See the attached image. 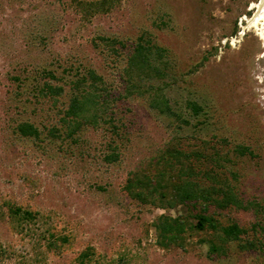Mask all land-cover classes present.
<instances>
[{"label":"rangeland","instance_id":"rangeland-1","mask_svg":"<svg viewBox=\"0 0 264 264\" xmlns=\"http://www.w3.org/2000/svg\"><path fill=\"white\" fill-rule=\"evenodd\" d=\"M77 1L98 0H0V264H264V249L234 243L210 259L199 237L182 247L156 234L160 215L191 216L203 205L165 210L124 190L129 173L149 164L180 126L170 127L147 96H127L121 77L137 38L150 34L166 50L172 104L190 99L203 107L195 119L187 112L183 145L210 140L217 160L235 145L249 147L244 156L229 152L225 165L244 201L264 205V41L243 20L259 0H116L88 20ZM102 38L122 42L121 55ZM88 69L107 85L119 135L105 121L65 134L60 116L73 81ZM42 70L55 72L53 83L64 88L56 104L33 89L49 77ZM22 121L40 127L39 140L18 134ZM110 141L118 152L112 162L104 160ZM206 168L217 172L209 160ZM218 218L245 226L263 219L255 206Z\"/></svg>","mask_w":264,"mask_h":264},{"label":"trees","instance_id":"trees-1","mask_svg":"<svg viewBox=\"0 0 264 264\" xmlns=\"http://www.w3.org/2000/svg\"><path fill=\"white\" fill-rule=\"evenodd\" d=\"M115 1H77V5L82 17L88 20L100 12L108 11ZM102 40L116 57L121 55L122 42L116 39ZM165 53V48L155 43L150 34L145 33L137 38L133 50L128 55L126 66L122 69L121 77L127 85V96H147L146 100L153 111L170 118V127H175L174 123L180 126L179 133L176 132L172 140L149 161V164L141 165L129 173L124 190L142 204L159 205L165 210L185 205L192 211L198 202L202 203L203 207L197 214L177 217L162 214L156 219L155 232L165 241V245L187 246L196 236L199 237L200 243L207 244V256L210 259L226 256L234 243H238L241 251L261 252L264 249V205L255 200L247 203L244 201L233 183L237 181L236 174L232 170L229 171L225 165L231 161L227 156L229 157L228 154L232 150L240 156L252 152L247 146L235 145L228 148L225 155L217 160L218 149L210 145V140L197 138L198 143L189 142L183 145L186 137L183 135L184 129L192 124L187 112L195 119L203 107L198 101L190 99L181 105L172 104L165 91L167 83L163 82L167 77L168 65L164 59ZM196 68L195 65L192 69ZM42 73L49 76L47 81L33 89H37L38 95L50 98L53 104H56L57 96L63 93L64 88L53 83L59 80L55 72L42 70ZM16 77L14 79H19ZM22 80L24 81H20ZM72 87L68 107L60 116V121L66 128V136L73 137L83 127L97 126L102 121L108 123L113 135H119L118 125L111 114L109 101L112 99L103 78L94 70L88 69L78 74ZM117 121L119 124V120ZM57 130L56 126H52L48 131L53 136H58ZM17 132L23 137L38 140L41 135L40 127L28 121L19 123ZM114 144V141L109 142L107 147L112 149V152L106 154L104 160L112 162L117 158V146ZM208 160L214 162L217 172L205 169ZM152 163L154 172L148 173ZM201 174L211 181L210 185L205 183ZM253 206L262 214L263 219L250 226L242 225L236 220L224 223L218 218L225 211L250 210Z\"/></svg>","mask_w":264,"mask_h":264},{"label":"bare ground","instance_id":"bare-ground-1","mask_svg":"<svg viewBox=\"0 0 264 264\" xmlns=\"http://www.w3.org/2000/svg\"><path fill=\"white\" fill-rule=\"evenodd\" d=\"M251 9H257L254 16L249 19L244 17L243 20L248 22L245 29H254L261 40L264 41V0H259V3L252 4Z\"/></svg>","mask_w":264,"mask_h":264}]
</instances>
